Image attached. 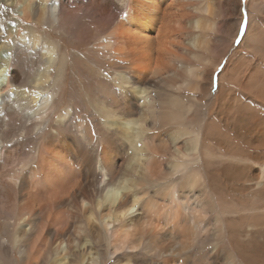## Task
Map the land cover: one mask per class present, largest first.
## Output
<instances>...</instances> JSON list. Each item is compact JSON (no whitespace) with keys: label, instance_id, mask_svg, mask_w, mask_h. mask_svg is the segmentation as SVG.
Returning <instances> with one entry per match:
<instances>
[{"label":"bare ground","instance_id":"bare-ground-1","mask_svg":"<svg viewBox=\"0 0 264 264\" xmlns=\"http://www.w3.org/2000/svg\"><path fill=\"white\" fill-rule=\"evenodd\" d=\"M5 1L38 36L0 42V264H264V85L234 82L258 1L236 47L241 0Z\"/></svg>","mask_w":264,"mask_h":264},{"label":"rangeland","instance_id":"rangeland-1","mask_svg":"<svg viewBox=\"0 0 264 264\" xmlns=\"http://www.w3.org/2000/svg\"><path fill=\"white\" fill-rule=\"evenodd\" d=\"M257 1H258L260 6H257L256 8H254V10H252L251 19L253 18V23L259 27L258 29L260 31L259 32L260 42H258V47H257L256 51H252V49L249 46H247V47L243 46L241 48L239 47L240 49L237 50V53L235 54V56L238 57V55H239V61L236 63L237 64V69H236L237 71H236V75L234 76V78H235L234 82L237 85L238 84L240 85V83L246 82V80L248 79V74L253 72V71H254L255 75L258 77V79L260 80V82H261L260 84L264 85V0H257ZM248 4H249V0H244V3H242V13H241L242 15L240 17L241 18L240 24L244 22L245 17H247V15H248V13H247V12H249ZM0 11L5 13V16L7 18V21H6L7 26L9 29H11V33L8 34L6 32V30L4 29V27H1L0 42H5L4 45H6L5 48L3 49L4 53L10 54L8 51L9 48L7 46L13 45V43L16 42V38L23 37V39L25 40L24 44H28V42L30 41V38L38 36L37 32L34 34L31 33L32 35L29 34L30 30L27 27H30V26H27L26 24L31 25V21L27 22L21 16L19 6L14 7V6H11L7 1H5V0L1 1L0 0ZM245 11H246V13H245ZM255 20H257L258 22ZM257 23H259V24H257ZM247 25H248V21H247ZM18 27L22 28V31L20 32V36L15 34V31ZM42 28H43V30H46V28H48V27L46 25H43ZM246 28H247V26H246ZM246 28H245V31H246ZM38 31H41V30H38ZM245 31H244V33H245ZM244 33L243 34L240 33V26H239L236 39L234 40V43H233V47H236L239 45L236 43L237 38L239 36L241 39L242 36L244 35ZM227 40H228V38H225L221 42L219 49H221L222 45H224ZM90 48H91V46L87 47L86 51H90ZM232 50L233 49L227 51L225 53L224 57L221 59L220 64L218 66L219 70L222 69V66L223 67L225 66V64L227 63L228 57L233 54ZM86 58H87L88 62L86 60V63L84 65L85 67L90 66L91 68L95 69V71L98 73V75H100V76L104 75L105 76L106 71L109 68L107 67L106 59H104L100 53H90ZM19 61H20V59H18V63H19ZM238 70H239V72H238ZM85 74L86 75L90 74L88 68H87V72ZM83 78H85V77H83ZM236 78H238V79H236ZM81 79H82V77H81ZM49 83L52 84V82H49ZM211 84H213V78H212ZM225 86H226V88L229 87V85H226V84H225ZM238 93H239L238 90H236L235 94H238ZM69 94H70V92L67 90L62 94V97L59 101L60 104L58 103L59 109L62 108L64 106V104H67L71 100H73L72 99L73 97H71L72 95L70 96ZM235 94L233 95L234 97L236 96ZM82 96H83V98L79 99V108L82 110L83 114L96 115V110H95L94 105L90 104L88 102V99L86 98V95H84V92L82 93ZM260 110H261L260 112L262 114L261 116L264 119V101L263 100H262V105H261ZM55 118H56L55 116L52 117L51 121H53ZM194 119L192 118V121ZM226 134H228V131ZM229 135H230L232 140H233V138H235V137H233V133H229ZM237 141L232 142L233 145H231V147L229 149H235V148L241 149L242 146L236 144ZM210 142H208L209 143L208 146L210 148L215 149V151L218 154H222L223 156L225 155L224 149H228V147H225V145H223L224 144L223 141L217 140V141H210ZM210 173L212 176L211 177L212 182L215 184V187L217 188V190L221 191V192H225L224 193V195H226L225 197L228 200L231 199V201L236 203V199L233 200L234 197L230 193L231 191H230L229 187H227V185H224L225 183L223 182V179H221L219 176H217L218 172L216 170L212 169L210 171ZM228 246H230L229 243H228ZM12 255H13V257H18L17 251L14 250ZM106 264H110V261L107 262Z\"/></svg>","mask_w":264,"mask_h":264},{"label":"snow or ice","instance_id":"snow-or-ice-1","mask_svg":"<svg viewBox=\"0 0 264 264\" xmlns=\"http://www.w3.org/2000/svg\"><path fill=\"white\" fill-rule=\"evenodd\" d=\"M241 3H244V0H241ZM246 26H247V18L245 17L244 22L240 24V33L241 34L244 33ZM240 42H241V39L238 36L236 43L239 44ZM222 69H223V66H222ZM217 80H218V76H213V89H212L213 92L218 90V88H217ZM25 90H27V89H25ZM110 193L114 194L117 198H119V196H120L119 192H113L112 190H110ZM129 211L130 212L135 211V206L133 208L129 209Z\"/></svg>","mask_w":264,"mask_h":264}]
</instances>
